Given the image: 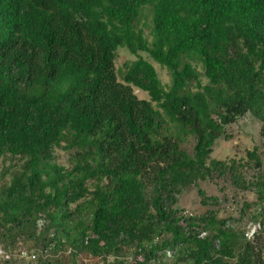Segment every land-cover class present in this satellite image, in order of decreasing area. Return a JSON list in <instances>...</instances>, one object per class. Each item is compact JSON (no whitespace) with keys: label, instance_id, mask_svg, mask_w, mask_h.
Segmentation results:
<instances>
[{"label":"trees","instance_id":"obj_1","mask_svg":"<svg viewBox=\"0 0 264 264\" xmlns=\"http://www.w3.org/2000/svg\"><path fill=\"white\" fill-rule=\"evenodd\" d=\"M247 113L264 136V0H0V264H264L261 153L211 158ZM215 176L256 193L250 236L180 209Z\"/></svg>","mask_w":264,"mask_h":264},{"label":"rangeland","instance_id":"obj_2","mask_svg":"<svg viewBox=\"0 0 264 264\" xmlns=\"http://www.w3.org/2000/svg\"><path fill=\"white\" fill-rule=\"evenodd\" d=\"M146 32H148V29H146ZM141 55L149 59L156 66L159 76L165 85L171 83L170 73L165 67H161L158 63L152 60L147 53L142 52ZM134 58L135 56L132 55L128 50L120 49L118 51V57L115 61L117 70L118 68L122 67L124 61ZM134 90L139 98L148 99L147 93L143 90H139L135 87ZM260 128L261 122L251 113H247L246 115L242 116L237 122L226 126V135L216 141L211 158L227 161L231 159L247 160L248 151L257 148V151L261 153L264 169V136L260 134ZM193 145L194 140L191 139L189 142L184 144V147L191 151ZM57 159L60 163L68 164L67 153L62 149L57 150ZM2 166L3 162L0 159V170ZM247 171L248 176L254 175L253 169H249ZM200 188L204 190L208 196L217 197L218 203L210 205L202 204L201 196L198 193ZM256 201L257 195L253 191V188H249L247 190L238 188L227 179L218 178L216 176L212 179L200 180L198 186H193L179 195V207L184 212L201 214L207 209L217 210L219 217L227 219L230 225L241 226L242 229L246 230V233L249 236L252 234L258 224H254V222H252L249 217L241 220L240 210L244 207L245 203L254 204ZM250 208L252 209V207ZM18 247L20 250L26 249L35 251L29 244L27 245V243L19 244ZM0 250H2L0 255L4 256V253L6 252L3 249ZM10 250L12 251L13 256H15L17 250L13 248ZM16 256L20 260L21 257H19L18 254ZM25 260L26 259L15 263L25 264Z\"/></svg>","mask_w":264,"mask_h":264},{"label":"built area","instance_id":"obj_3","mask_svg":"<svg viewBox=\"0 0 264 264\" xmlns=\"http://www.w3.org/2000/svg\"><path fill=\"white\" fill-rule=\"evenodd\" d=\"M0 253H2V250H0ZM5 256L8 258L10 255L7 253H4ZM19 257L21 258H25L26 263L25 264H32L34 262H36L37 260V253L35 251H29L26 249H21L19 251Z\"/></svg>","mask_w":264,"mask_h":264}]
</instances>
